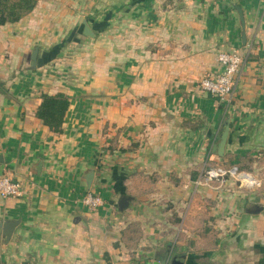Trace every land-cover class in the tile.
<instances>
[{
  "label": "crops",
  "instance_id": "1",
  "mask_svg": "<svg viewBox=\"0 0 264 264\" xmlns=\"http://www.w3.org/2000/svg\"><path fill=\"white\" fill-rule=\"evenodd\" d=\"M232 51L226 105L200 82ZM44 95L69 100L61 132ZM1 176L23 195L0 196V264H264V0H37L0 24Z\"/></svg>",
  "mask_w": 264,
  "mask_h": 264
},
{
  "label": "built area",
  "instance_id": "2",
  "mask_svg": "<svg viewBox=\"0 0 264 264\" xmlns=\"http://www.w3.org/2000/svg\"><path fill=\"white\" fill-rule=\"evenodd\" d=\"M218 62L221 66V71L217 76H208L201 80L200 87L202 91L219 99L222 103L229 105L233 102L236 82L241 75L244 65V57L238 51L220 52L218 54ZM235 170L226 171L222 169H215L207 173V179H225L228 175L234 176ZM23 195V186L20 182L13 181L8 176L0 177V196L21 197ZM84 203L89 208H97L104 204L100 196L92 193L84 197ZM104 264H116L112 261H107Z\"/></svg>",
  "mask_w": 264,
  "mask_h": 264
},
{
  "label": "trees",
  "instance_id": "3",
  "mask_svg": "<svg viewBox=\"0 0 264 264\" xmlns=\"http://www.w3.org/2000/svg\"><path fill=\"white\" fill-rule=\"evenodd\" d=\"M36 3L37 0H0V24L19 21L35 8ZM69 105L64 95H44L37 117L51 130L61 132Z\"/></svg>",
  "mask_w": 264,
  "mask_h": 264
},
{
  "label": "water",
  "instance_id": "4",
  "mask_svg": "<svg viewBox=\"0 0 264 264\" xmlns=\"http://www.w3.org/2000/svg\"><path fill=\"white\" fill-rule=\"evenodd\" d=\"M239 15H240L242 27L245 28L244 15H243L242 11H240V10H239ZM84 34L86 36H93V33H92L91 29L88 26L85 27ZM243 38L245 40V36ZM37 55H38V49H36L34 51L33 56H32V59H33L34 62H36V60H37ZM228 135H229V126H227L225 128L223 134L221 135V141H220L219 145H217L215 147V151H217L218 155H220V156H223L224 155L225 145H226V142H227ZM93 175H94V173L91 172L87 176V182H88L89 186L91 185V179H92ZM244 176H247V175H240V177H243V178H244ZM129 201H130V198L129 197H123L121 199L120 203H119L120 208L122 210L125 209V208H127L128 205H129ZM14 225H15V223L9 222V223H6L5 226H4V235H5V237L8 240L12 236ZM172 264H174V263H172Z\"/></svg>",
  "mask_w": 264,
  "mask_h": 264
}]
</instances>
